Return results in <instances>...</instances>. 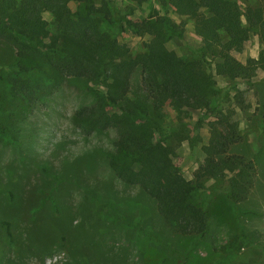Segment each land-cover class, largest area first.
<instances>
[{"label": "rangeland", "instance_id": "374dc122", "mask_svg": "<svg viewBox=\"0 0 264 264\" xmlns=\"http://www.w3.org/2000/svg\"><path fill=\"white\" fill-rule=\"evenodd\" d=\"M236 1L242 12L263 5V0ZM110 5L135 20L155 9L163 13L155 1L110 0ZM167 13L184 21L185 32L183 38L169 39L166 47L189 54L191 46L201 44L192 17L171 6ZM43 16L51 21L48 11ZM118 39L137 53L150 37L126 29ZM263 39L253 31L241 52L233 47L229 51L241 61L256 58ZM14 51L0 39V64L10 63ZM208 58L211 65L220 61ZM263 78L261 68L250 83L216 76L220 93L212 99V110L164 107L168 122L179 126V135L167 140L173 149L171 161L186 179H193L203 163L202 146L217 132L229 133L224 121L235 124L240 135L226 154L251 162L250 185L243 192L239 186L244 195L235 204L226 196L232 173L226 174V181L206 180L197 198L207 209L204 237L172 230L154 197L115 174L107 157L116 139L114 125L89 127L74 120L76 111L91 108L87 120L93 123L99 110L83 77H66L34 105L5 96L0 120L11 127L10 138H0V221L11 223L13 236L0 225V264H264V121L257 123L255 116L264 94ZM140 81L141 70L136 68L131 86ZM116 111L109 108L110 113Z\"/></svg>", "mask_w": 264, "mask_h": 264}, {"label": "trees", "instance_id": "16d2710c", "mask_svg": "<svg viewBox=\"0 0 264 264\" xmlns=\"http://www.w3.org/2000/svg\"><path fill=\"white\" fill-rule=\"evenodd\" d=\"M130 1H155L163 13L155 9L135 20L110 5V0H0V39L15 50L10 63L0 64V116H4L5 96L34 105L46 100L66 77H83L99 110L93 123L87 120L93 115L91 108L76 111L74 120L89 127L114 125L116 139L107 157L115 174L138 183L154 197L172 230L204 237L207 209L197 198L206 189V180L223 181L232 173L226 196L235 204L244 195L239 186L243 185V192L250 185L251 162L226 154L240 135L235 124L224 121L229 133L217 132L202 146L203 163L193 179H186L171 161L173 149L167 140L179 135V126L168 122L164 107L212 110L216 108L212 99L220 93L216 76L250 83L257 68L264 70V39L256 58L241 61L229 51L233 47L241 52L253 31L264 38V0L244 12L236 0ZM168 6L194 21L201 44L191 46L189 54L165 45L173 37L183 38L185 32L184 21L169 16ZM44 11L51 14V21ZM126 29L150 37L144 50L133 53L119 41ZM209 56L220 61L211 65ZM136 68L141 70V81L133 88L130 77ZM109 108L118 111L110 113ZM256 111V122L264 121V94ZM8 127L0 120L1 139L10 138ZM0 225L11 238V223L2 220Z\"/></svg>", "mask_w": 264, "mask_h": 264}]
</instances>
